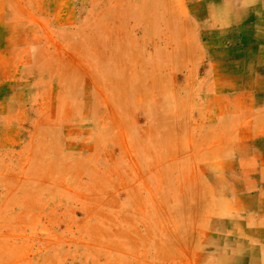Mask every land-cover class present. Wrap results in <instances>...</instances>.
<instances>
[{"label":"rangeland","instance_id":"1","mask_svg":"<svg viewBox=\"0 0 264 264\" xmlns=\"http://www.w3.org/2000/svg\"><path fill=\"white\" fill-rule=\"evenodd\" d=\"M207 1L0 0V264H215L211 190L183 185L235 44Z\"/></svg>","mask_w":264,"mask_h":264},{"label":"crops","instance_id":"2","mask_svg":"<svg viewBox=\"0 0 264 264\" xmlns=\"http://www.w3.org/2000/svg\"><path fill=\"white\" fill-rule=\"evenodd\" d=\"M235 1L232 12L245 8ZM252 10L235 21L231 12L223 14L221 23H235V44L201 72L198 154L206 159L184 176V186L211 190L201 191L200 202L211 213L204 228L218 237L215 264H255L246 254L255 247L244 238L264 220V33L257 35L264 14L253 18Z\"/></svg>","mask_w":264,"mask_h":264},{"label":"bare ground","instance_id":"3","mask_svg":"<svg viewBox=\"0 0 264 264\" xmlns=\"http://www.w3.org/2000/svg\"><path fill=\"white\" fill-rule=\"evenodd\" d=\"M235 0H214V1H211V2H209L208 4H206V5H201V4H203V3H200V5L199 6H201L202 8L204 7V9L206 10V14H205V18H210L211 20L213 19V18H217L218 19V22L217 23H219V22H222V17H224V16H222V13H227V12H231L232 14H230V15H232L231 16V19H233L234 21H235V19H238V20H240L241 18H242V16H244V15H247L248 14V10L250 9V8H252V7H254V9H256L255 11L254 10H252L253 12L251 13V14H253L252 15V17L253 18H256V17H259V15L260 14H264V0H240L239 2H243L242 3V5L246 8H244V9H242V10H240V11H237V12H235V11H231V9L230 8H232V6L233 5H235ZM192 5V4H191ZM196 5V4H195ZM196 6H198V5H196ZM257 6L258 7H260L259 9L257 8ZM200 8V7H199ZM195 9V8H194ZM247 12V13H246ZM249 16V15H248ZM228 17V16H227ZM216 19V20H217ZM246 20V19H245ZM231 21V20H230ZM264 21V20H263ZM215 22V21H214ZM234 24V23H233ZM221 25H219V27H220ZM246 26V25H245ZM222 27V26H221ZM220 29V28H219ZM252 29V28H251ZM264 29V28H263ZM221 31V30H220ZM251 31V30H250ZM222 32V31H221ZM250 33V32H249ZM253 34V33H252ZM224 35H225V33H224ZM224 35H223V37H224ZM259 35V34H258ZM261 35V34H260ZM213 36V35H212ZM254 36H256V35H254ZM210 38V37H209ZM259 38V37H258ZM261 38V37H260ZM259 38V39H260ZM225 39H227L226 37H225ZM231 39H233V38H231ZM212 40V39H211ZM213 41V40H212ZM216 41H217V38H216ZM264 41V40H263ZM250 42H251V40H250ZM255 42V41H254ZM252 43V42H251ZM264 43V42H263ZM210 44V43H209ZM212 44V43H211ZM218 44V43H217ZM262 46V45H261ZM258 47H259V45H258ZM216 48V47H215ZM211 49V48H210ZM219 49V48H218ZM250 49V48H249ZM257 49V48H256ZM214 50V49H213ZM255 50V49H254ZM257 51V50H256ZM221 52V51H220ZM258 53V52H257ZM250 54V53H249ZM256 54V53H255ZM220 55V54H219ZM253 55V54H252ZM261 55V54H260ZM252 58V57H251ZM258 60V59H257ZM260 61V60H259ZM255 64V63H254ZM253 64V65H254ZM263 65V64H262ZM254 68V67H253ZM262 68H264V67H262ZM249 69H251V68H249ZM254 70V69H253ZM252 70V71H253ZM249 72H250V70H249ZM264 72V71H263ZM251 74V73H250ZM255 74V73H254ZM258 75V74H257ZM264 75V74H263ZM260 82V81H259ZM228 83V82H227ZM262 83V82H261ZM242 84V83H241ZM245 84V83H244ZM222 85V84H221ZM220 85V86H221ZM227 85V84H226ZM219 86V87H220ZM235 86H233V88H234ZM243 88V87H242ZM254 89V88H253ZM224 90V89H223ZM234 90V89H233ZM217 91V90H216ZM239 101V100H238ZM258 113V112H257ZM219 177V176H218Z\"/></svg>","mask_w":264,"mask_h":264}]
</instances>
